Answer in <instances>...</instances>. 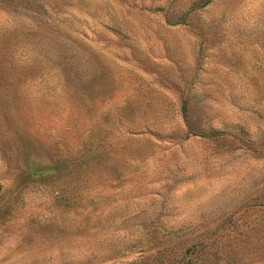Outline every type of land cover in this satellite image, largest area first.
<instances>
[{"label":"rangeland","instance_id":"rangeland-1","mask_svg":"<svg viewBox=\"0 0 264 264\" xmlns=\"http://www.w3.org/2000/svg\"><path fill=\"white\" fill-rule=\"evenodd\" d=\"M0 264H264V0H0Z\"/></svg>","mask_w":264,"mask_h":264},{"label":"trees","instance_id":"trees-1","mask_svg":"<svg viewBox=\"0 0 264 264\" xmlns=\"http://www.w3.org/2000/svg\"><path fill=\"white\" fill-rule=\"evenodd\" d=\"M19 153H20V155H21V158L23 159V160H26V159H32L33 160V158L32 157H30L29 156V154H28V152H27V148L25 147V146H20V151H19ZM40 164L38 163L36 166H35V168L37 169V170H40L41 168H40V166H39ZM56 167V164L54 165V168ZM39 175H42V172H39Z\"/></svg>","mask_w":264,"mask_h":264}]
</instances>
